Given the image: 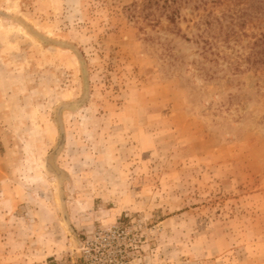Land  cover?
Masks as SVG:
<instances>
[{
	"label": "rangeland",
	"instance_id": "1",
	"mask_svg": "<svg viewBox=\"0 0 264 264\" xmlns=\"http://www.w3.org/2000/svg\"><path fill=\"white\" fill-rule=\"evenodd\" d=\"M0 264H264V0H0Z\"/></svg>",
	"mask_w": 264,
	"mask_h": 264
},
{
	"label": "bare ground",
	"instance_id": "2",
	"mask_svg": "<svg viewBox=\"0 0 264 264\" xmlns=\"http://www.w3.org/2000/svg\"><path fill=\"white\" fill-rule=\"evenodd\" d=\"M18 29L21 31V32H23L24 34H26L27 36H29L30 38H32V39H34L32 36H31V34H29L27 31H25V29L22 27V26H18ZM47 164H48V166L50 167V168H54V170H55V167H54V164H53V160H52V156L51 157H49L48 159H47Z\"/></svg>",
	"mask_w": 264,
	"mask_h": 264
},
{
	"label": "water",
	"instance_id": "3",
	"mask_svg": "<svg viewBox=\"0 0 264 264\" xmlns=\"http://www.w3.org/2000/svg\"><path fill=\"white\" fill-rule=\"evenodd\" d=\"M61 140H62V139H60V142H61ZM55 151H56V150H54L53 152H51L50 155L47 156V158H48L49 156L52 155L53 164H54ZM47 158H46V159H47ZM46 159H45V167H46V169L49 170V171L54 172L55 174L58 173V174H56L57 177H58V176L60 175V171L55 167V164H54L55 170H54V168H53V169H52V168H49V167L46 165Z\"/></svg>",
	"mask_w": 264,
	"mask_h": 264
}]
</instances>
